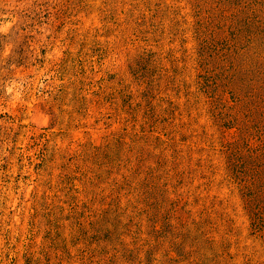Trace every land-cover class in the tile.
<instances>
[{"label":"rangeland","instance_id":"obj_1","mask_svg":"<svg viewBox=\"0 0 264 264\" xmlns=\"http://www.w3.org/2000/svg\"><path fill=\"white\" fill-rule=\"evenodd\" d=\"M0 264H264V0H0Z\"/></svg>","mask_w":264,"mask_h":264}]
</instances>
